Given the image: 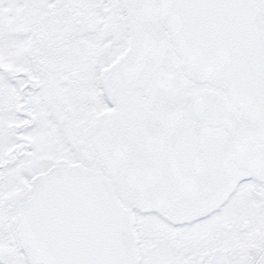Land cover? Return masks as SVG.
<instances>
[{"label": "snow or ice", "instance_id": "obj_1", "mask_svg": "<svg viewBox=\"0 0 264 264\" xmlns=\"http://www.w3.org/2000/svg\"><path fill=\"white\" fill-rule=\"evenodd\" d=\"M0 264H264V0H0Z\"/></svg>", "mask_w": 264, "mask_h": 264}]
</instances>
